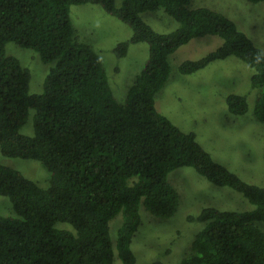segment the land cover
Listing matches in <instances>:
<instances>
[{"label":"trees","instance_id":"1","mask_svg":"<svg viewBox=\"0 0 264 264\" xmlns=\"http://www.w3.org/2000/svg\"><path fill=\"white\" fill-rule=\"evenodd\" d=\"M193 1L0 0V149L7 157L40 161L50 175L42 187L0 164V195L15 212L0 215V264H136L132 243L141 210L160 219L178 211L180 196L169 175L183 166L241 193L251 207L203 208L197 219L205 225L180 264H264V186L217 162L195 133L181 130L156 108L172 72L170 55L195 38L218 35L221 45L183 61L180 73L229 56L242 59L254 70L251 84L260 91L253 115L264 123V50L229 17ZM85 3L100 5L132 28L131 38L115 48L117 56H125L130 43L149 46L123 101L99 54L76 34L71 8ZM159 9L177 20L173 31H156L144 20L143 14ZM10 42L50 64L43 92H30L31 72L7 52ZM226 104L237 116L249 111L244 94L228 95ZM30 116L33 135L21 131ZM117 216L114 241L111 223Z\"/></svg>","mask_w":264,"mask_h":264},{"label":"rangeland","instance_id":"2","mask_svg":"<svg viewBox=\"0 0 264 264\" xmlns=\"http://www.w3.org/2000/svg\"><path fill=\"white\" fill-rule=\"evenodd\" d=\"M120 2L117 0L118 5ZM193 2L195 6L209 7L229 17L264 50V3L249 0ZM71 17L78 38L92 45L99 54L116 98L123 101L149 57L148 44L130 43L127 54L117 56V45L132 36L130 25L107 13L98 4L73 5ZM143 18L153 29L163 33L173 31L179 25L164 9L146 12ZM222 41L218 35L195 38L170 55L172 72L156 96V108L181 130L195 133L198 142L217 162L246 182L264 186V123L257 120L252 112L260 92L251 84L254 70L242 59L229 56L215 60L192 74L179 71L183 61L202 58ZM6 50L30 70V92H43L50 64L44 63L34 50L14 42L8 43ZM234 93L247 95L249 111L245 115L237 116L228 111L226 98ZM21 131L33 135L32 116ZM0 164L20 170L42 187L49 184V172L40 161L7 157L0 149ZM169 181L179 193V209L172 217L160 219L142 208V225L132 243L136 264H153L155 261L180 264L205 225L197 219L205 207L223 210H246L251 207L241 193L211 183L194 167L175 169L170 173ZM14 213L10 199L0 195V215ZM120 224L121 216L111 223L114 241ZM119 263V259L116 260V264Z\"/></svg>","mask_w":264,"mask_h":264}]
</instances>
